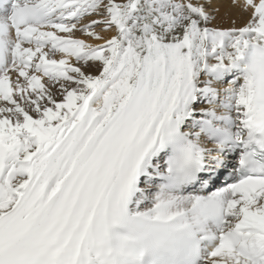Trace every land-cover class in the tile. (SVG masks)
I'll return each instance as SVG.
<instances>
[{
	"label": "snow or ice",
	"instance_id": "snow-or-ice-1",
	"mask_svg": "<svg viewBox=\"0 0 264 264\" xmlns=\"http://www.w3.org/2000/svg\"><path fill=\"white\" fill-rule=\"evenodd\" d=\"M212 3L0 0V264H264V0Z\"/></svg>",
	"mask_w": 264,
	"mask_h": 264
},
{
	"label": "bare ground",
	"instance_id": "bare-ground-1",
	"mask_svg": "<svg viewBox=\"0 0 264 264\" xmlns=\"http://www.w3.org/2000/svg\"><path fill=\"white\" fill-rule=\"evenodd\" d=\"M243 0H240V4L242 5ZM215 9H219V11H214ZM209 11L213 13L215 16V19L212 21L211 26L213 27H219V28H232V27H243L244 25L247 24L251 17V10L244 11L242 6L241 7H236L233 6L232 0H213L212 5L209 7ZM92 19H98V17L95 16H88L85 17L80 24H78V29L80 28L81 25L88 23ZM75 22V21H73ZM96 31L100 32L101 27H97L95 29ZM106 38H111V36L116 34V30L112 29L107 32L102 33ZM61 35H64L61 33ZM74 38H80V39H85L88 43L91 44H101L104 43V41H97L94 40L88 36H86L83 32L77 30L74 32ZM47 50V49H46ZM56 58L59 59L60 55L57 54ZM72 63H76L75 59H72ZM100 70V65L98 63L93 64L92 67L88 69L90 74L93 75H98ZM56 99L58 101H61L63 99V96L59 94V92L56 93ZM206 105H199V107H205ZM204 143L209 147H213V142H209L207 140L204 141ZM235 158L229 157V169L226 171H222L215 182L207 189H204L202 191H193L192 189H189L190 192L193 194H200V195H207L210 194L213 191H216L218 188H222L227 186V184L232 183L233 178L235 176L234 174V169L236 167L235 163ZM162 163V162H161ZM230 173H232L230 175ZM224 178H229L227 182L224 181ZM199 187V186H197ZM188 194V193H185Z\"/></svg>",
	"mask_w": 264,
	"mask_h": 264
}]
</instances>
